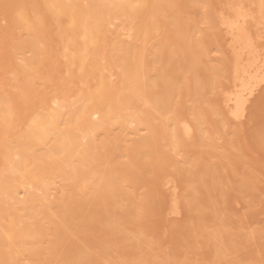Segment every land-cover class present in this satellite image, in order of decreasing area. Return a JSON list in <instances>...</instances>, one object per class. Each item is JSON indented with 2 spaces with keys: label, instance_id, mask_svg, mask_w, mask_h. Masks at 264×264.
<instances>
[{
  "label": "bare ground",
  "instance_id": "bare-ground-1",
  "mask_svg": "<svg viewBox=\"0 0 264 264\" xmlns=\"http://www.w3.org/2000/svg\"><path fill=\"white\" fill-rule=\"evenodd\" d=\"M262 77L264 0H0V264H264Z\"/></svg>",
  "mask_w": 264,
  "mask_h": 264
},
{
  "label": "snow or ice",
  "instance_id": "snow-or-ice-1",
  "mask_svg": "<svg viewBox=\"0 0 264 264\" xmlns=\"http://www.w3.org/2000/svg\"><path fill=\"white\" fill-rule=\"evenodd\" d=\"M262 82H264V77L261 78ZM241 103H243V101H241ZM262 106H264V102H262Z\"/></svg>",
  "mask_w": 264,
  "mask_h": 264
},
{
  "label": "rangeland",
  "instance_id": "rangeland-1",
  "mask_svg": "<svg viewBox=\"0 0 264 264\" xmlns=\"http://www.w3.org/2000/svg\"><path fill=\"white\" fill-rule=\"evenodd\" d=\"M262 109H264V107L262 108ZM262 109H261V114H262ZM264 111V110H263ZM264 115V114H263Z\"/></svg>",
  "mask_w": 264,
  "mask_h": 264
}]
</instances>
